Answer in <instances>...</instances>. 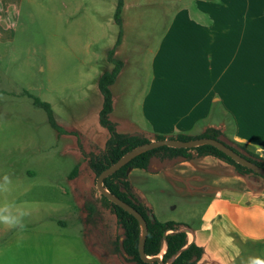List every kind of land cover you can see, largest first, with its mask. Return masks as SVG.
Returning <instances> with one entry per match:
<instances>
[{
  "label": "rangeland",
  "instance_id": "rangeland-1",
  "mask_svg": "<svg viewBox=\"0 0 264 264\" xmlns=\"http://www.w3.org/2000/svg\"><path fill=\"white\" fill-rule=\"evenodd\" d=\"M186 2L123 0L125 41L113 58L127 64L117 89L132 85L129 74L134 70L139 86L128 99L113 91L117 101L112 118L122 121V133L131 131L125 120H140L153 54L171 17ZM116 5L117 0H15L1 24L0 182L8 175L11 183L8 192H0V204L13 203L29 215L23 231L0 225V264H90V256L100 264H121L116 257H105L94 233L87 237L89 248L82 239L88 229L83 205L91 192L99 193L80 151V146L86 153L103 149L109 138L99 124L103 99L98 82L113 69L108 52L120 30L114 22ZM24 92L50 106L66 135L50 127L47 114ZM77 164V176L69 179ZM161 166L133 170L128 181L159 222L195 227L206 201L200 190L218 184L194 182L199 180L195 174H158ZM229 170L224 175L234 174ZM104 217L113 232L115 217L108 209Z\"/></svg>",
  "mask_w": 264,
  "mask_h": 264
},
{
  "label": "crops",
  "instance_id": "crops-1",
  "mask_svg": "<svg viewBox=\"0 0 264 264\" xmlns=\"http://www.w3.org/2000/svg\"><path fill=\"white\" fill-rule=\"evenodd\" d=\"M14 1L0 0V27ZM124 41L122 30L114 56ZM121 62L110 87L109 119L116 131L142 134L153 142L157 137L201 139L206 131L215 130L222 141L264 158V0H187L177 8L153 54L140 120H125L131 128L126 133L120 131L122 121L112 118L117 101L113 91L116 88L119 97L128 99L139 83L134 70L128 76L131 83L127 80L132 85L117 89L127 64ZM162 172L195 174L199 180L194 182L218 184L200 190L206 201L196 226L190 228L193 235L188 241L203 250L197 264H245L249 255L264 256V183L261 190H250L245 179L224 175L231 172L229 166L213 157L178 163L158 174ZM192 187L191 193L197 191ZM90 257V264H100Z\"/></svg>",
  "mask_w": 264,
  "mask_h": 264
},
{
  "label": "trees",
  "instance_id": "trees-1",
  "mask_svg": "<svg viewBox=\"0 0 264 264\" xmlns=\"http://www.w3.org/2000/svg\"><path fill=\"white\" fill-rule=\"evenodd\" d=\"M122 8L123 0H117L114 22L120 30L114 49L108 52V62L113 65V69L111 72L104 73L98 82V89L103 99L102 108L99 113V124L103 129L107 130L109 138L103 149L94 152L86 153L80 146L84 161L96 179L104 170L115 164L125 154L138 146L150 142V140L142 134L123 135L117 133L116 125L109 119L113 109L110 87L115 83L123 67L121 61L113 58L115 49L120 45L122 38ZM23 95L32 101L34 107L43 110L47 114L49 125L56 133L59 135H66V132L54 121L52 111L48 104L41 102L27 92H24ZM221 137V133L215 130H208L201 136V138H208L221 142L242 158L264 169V158L259 157L241 146L232 144L231 142H224L221 140ZM160 140L165 139L163 137H157L155 139V141ZM176 140L190 141L193 139L186 136H179ZM202 157H213L224 162L233 169L235 176L248 180V187L250 190H261L260 181H264V178L239 166L224 154L210 146H203L195 149L161 147L136 157L104 180L103 184L106 190L131 206L144 218L147 225V237L144 245L146 256H159L166 244L165 252L162 255L164 264H197L202 257L203 250L196 246L194 242L189 244L187 234L185 232H179L180 227L185 225L174 222L162 223L154 217L151 209L145 205L129 183V173L133 170L149 172L153 163L162 165L159 168L163 169ZM79 168L80 165H76L68 178L73 179L76 177ZM128 170H130L129 173H127ZM83 209L85 211L83 222L88 229L84 233L82 239L87 248L90 247L87 237L94 233L96 235L95 243L103 250L105 257H116L121 264H146L141 261L138 254L140 230L138 222L132 216L108 202L101 195L97 197L94 192H91L89 197L86 198ZM106 209L115 217V230L113 232H111L104 217V210ZM59 224L62 226L64 225V223Z\"/></svg>",
  "mask_w": 264,
  "mask_h": 264
},
{
  "label": "water",
  "instance_id": "water-1",
  "mask_svg": "<svg viewBox=\"0 0 264 264\" xmlns=\"http://www.w3.org/2000/svg\"><path fill=\"white\" fill-rule=\"evenodd\" d=\"M203 146H210V147L215 148L216 150L224 154L226 157L231 159L234 163L264 178L263 168H260L256 166L255 164L242 158L241 156L236 154L233 150L226 147L221 142H218L213 139H208V138H201V139H195V140H190V141L165 139V140L153 141L147 144H143L141 146L134 148L127 154H125L115 164L108 167L97 177L96 190L99 193V195L104 197L108 202L119 207L123 212H126L127 214H129L138 222L139 230H140L139 241H138V254L142 262L146 264H154V263L164 264L162 261V255L165 252V250H163L164 252L162 251L163 253L160 254L159 256L148 257L145 255L144 245H145V241L147 237V225H146L144 218L136 210H134L131 206L121 201L119 198H117L116 196L111 194L108 190H106L103 184L104 180L108 178L109 176L113 175L114 173H116L121 168H123L130 161H132L136 157L146 152H149V151L161 148V147H167V148H173V149H195V148H200ZM129 172L130 170L127 171V173ZM179 232H185V233L189 232L191 235H193L191 230L186 226L180 227ZM192 242L193 240L189 242V244ZM165 248H166V244H165L164 249Z\"/></svg>",
  "mask_w": 264,
  "mask_h": 264
},
{
  "label": "clouds",
  "instance_id": "clouds-1",
  "mask_svg": "<svg viewBox=\"0 0 264 264\" xmlns=\"http://www.w3.org/2000/svg\"><path fill=\"white\" fill-rule=\"evenodd\" d=\"M11 183L10 177L4 175L2 182H0V192H8ZM29 215V212L23 207L16 206L13 203L5 202L0 204V225H4L9 229H19L23 231L25 224L23 223L24 217ZM226 242L229 245L233 244L230 237H226ZM245 264H264V256L262 255H249L246 258Z\"/></svg>",
  "mask_w": 264,
  "mask_h": 264
},
{
  "label": "bare ground",
  "instance_id": "bare-ground-1",
  "mask_svg": "<svg viewBox=\"0 0 264 264\" xmlns=\"http://www.w3.org/2000/svg\"><path fill=\"white\" fill-rule=\"evenodd\" d=\"M191 239H192V235H191V234H189V240H191ZM164 250H165V249H164ZM163 252H164V251H163ZM163 252H162V253H163Z\"/></svg>",
  "mask_w": 264,
  "mask_h": 264
}]
</instances>
